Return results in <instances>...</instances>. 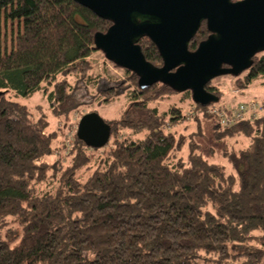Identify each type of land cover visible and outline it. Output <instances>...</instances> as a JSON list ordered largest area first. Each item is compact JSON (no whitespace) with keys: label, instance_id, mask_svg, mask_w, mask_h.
I'll return each mask as SVG.
<instances>
[{"label":"trees","instance_id":"1","mask_svg":"<svg viewBox=\"0 0 264 264\" xmlns=\"http://www.w3.org/2000/svg\"><path fill=\"white\" fill-rule=\"evenodd\" d=\"M2 11L19 29L0 54V264H264V115L224 129L203 113L218 142L247 140L213 163L189 140L197 133L167 130L187 117L155 103L191 93L161 83L140 90L132 73L123 117L113 129L103 119L111 142L93 149L75 132L69 145L51 119L64 122L83 106L78 84L89 92L98 83L88 58L111 23L73 0H0ZM208 35L203 23L188 49ZM138 44L162 66L148 38ZM259 54L238 77L241 89L264 80ZM41 91L50 113L32 120L19 99ZM111 97L101 90L96 100ZM199 117L191 122L200 130Z\"/></svg>","mask_w":264,"mask_h":264},{"label":"water","instance_id":"2","mask_svg":"<svg viewBox=\"0 0 264 264\" xmlns=\"http://www.w3.org/2000/svg\"><path fill=\"white\" fill-rule=\"evenodd\" d=\"M109 21L94 35V48L115 66L137 76L145 90L161 83L177 93L189 91L194 104L208 106L219 98L205 86L221 76L238 77L264 52V0H73ZM208 37L188 49L201 25ZM148 38L162 66L146 61L139 46ZM110 125L97 113L83 115L76 137L101 149L110 140Z\"/></svg>","mask_w":264,"mask_h":264},{"label":"rangeland","instance_id":"3","mask_svg":"<svg viewBox=\"0 0 264 264\" xmlns=\"http://www.w3.org/2000/svg\"><path fill=\"white\" fill-rule=\"evenodd\" d=\"M18 29L19 24L17 20H11L7 17L5 18V12L2 11L0 14L1 55L10 52L11 40L17 35ZM261 55L262 54H259L258 57ZM88 60L92 64L93 76L96 77L98 83L96 86H89V92L84 89L83 85L78 84L76 95L79 101L83 103V106L78 109L77 112L72 113L70 118L67 120L65 119L64 122L51 119V121L54 122L52 127L61 124L63 127L61 128V131L65 134V136L62 137V140L66 143L69 142V145L73 142V137L80 118L85 114L97 112L102 119L110 121L109 123L112 125L113 129L114 122L121 120L123 113L132 100L133 92L136 91V86L132 80V73L107 61L100 51L93 52ZM239 76L243 79L245 73H242ZM238 77L221 76L213 79L209 83V89H215V94L218 95L219 100L210 105L235 107L238 104L244 105L253 100L263 103L264 105V86L262 85L264 80H258L251 84L247 89H241L240 85L237 84ZM101 90L112 91L111 99L113 98V100L108 102V104L103 105V103H101L102 98L96 100L98 97V91ZM163 96L167 98H162ZM163 96L161 97V100L159 99L160 97H158L157 99L159 100L155 102L159 105L160 110L174 109L175 107V109L178 110L181 115H185L188 120H185V122L182 121L176 126L171 124L167 125V130H176L177 132L180 130L179 133H183L184 135L197 133L194 137L191 136V139H188L191 142L199 144V151L211 162L218 164L224 163L225 160L222 157L224 150L231 151L241 149L247 145V140L242 137L227 138L224 142H218L212 134V128L215 122L205 120L203 113L200 114V110L197 109L192 102L191 97L189 98L187 94L186 97L182 94L171 93H167ZM19 101L27 105L28 108L36 114L32 120L37 119L38 113H41L42 111L50 113L43 91L37 92L30 98L19 99ZM196 114L198 116L200 115V130L196 123L191 122V120L196 117ZM261 115H264V112ZM229 171L230 170H228L227 173Z\"/></svg>","mask_w":264,"mask_h":264},{"label":"built area","instance_id":"4","mask_svg":"<svg viewBox=\"0 0 264 264\" xmlns=\"http://www.w3.org/2000/svg\"><path fill=\"white\" fill-rule=\"evenodd\" d=\"M263 112V103L253 100L250 103L238 104L235 107L210 105L206 107L205 112L200 111V114L210 115L221 128H230L244 120H255L258 116H262Z\"/></svg>","mask_w":264,"mask_h":264}]
</instances>
